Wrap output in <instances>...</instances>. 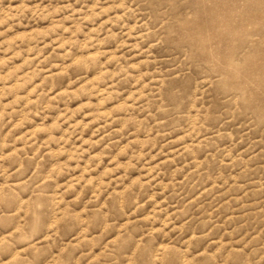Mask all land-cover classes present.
Returning <instances> with one entry per match:
<instances>
[{"label": "rangeland", "instance_id": "1", "mask_svg": "<svg viewBox=\"0 0 264 264\" xmlns=\"http://www.w3.org/2000/svg\"><path fill=\"white\" fill-rule=\"evenodd\" d=\"M0 264H264V0H0Z\"/></svg>", "mask_w": 264, "mask_h": 264}]
</instances>
